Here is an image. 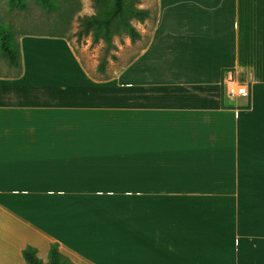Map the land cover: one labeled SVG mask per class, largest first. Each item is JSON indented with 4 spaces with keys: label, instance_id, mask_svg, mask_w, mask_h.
Segmentation results:
<instances>
[{
    "label": "crops",
    "instance_id": "obj_1",
    "mask_svg": "<svg viewBox=\"0 0 264 264\" xmlns=\"http://www.w3.org/2000/svg\"><path fill=\"white\" fill-rule=\"evenodd\" d=\"M18 44L0 264L27 244L46 264L52 243L72 264H264V0H160L146 45L101 78L64 36ZM227 70L248 97L223 94Z\"/></svg>",
    "mask_w": 264,
    "mask_h": 264
},
{
    "label": "rangeland",
    "instance_id": "obj_2",
    "mask_svg": "<svg viewBox=\"0 0 264 264\" xmlns=\"http://www.w3.org/2000/svg\"><path fill=\"white\" fill-rule=\"evenodd\" d=\"M26 1L27 6L22 9L9 5L6 0H0V22L9 30L14 40L18 42V37L23 34L64 36L82 58L88 72L101 78L121 69L146 45L160 0H132L135 7L148 11V16L143 21L130 19L140 37L132 40L129 34L120 31L111 35L110 45L100 37L94 40L91 29L80 31V19L97 12L96 0H57V5L52 8L35 0ZM16 71L18 68L9 64L0 52V74Z\"/></svg>",
    "mask_w": 264,
    "mask_h": 264
},
{
    "label": "trees",
    "instance_id": "obj_3",
    "mask_svg": "<svg viewBox=\"0 0 264 264\" xmlns=\"http://www.w3.org/2000/svg\"><path fill=\"white\" fill-rule=\"evenodd\" d=\"M11 6L25 9L26 0H6ZM39 4L52 8L57 5V0H35ZM98 10L95 14L83 16L80 20L81 30H92L94 40L103 38L107 45L111 44V35L124 31L132 40L140 37L139 32L131 24L130 19L136 18L143 21L148 16V11L135 7L132 0H96ZM0 52L8 61L20 70L21 58L19 44L0 22ZM101 69V64L99 65ZM92 75V74H91ZM93 76V75H92ZM94 77V76H93ZM22 256L26 264H43L36 255V249L27 244L22 249ZM46 264H72L57 248L55 243L50 245L48 261Z\"/></svg>",
    "mask_w": 264,
    "mask_h": 264
},
{
    "label": "built area",
    "instance_id": "obj_4",
    "mask_svg": "<svg viewBox=\"0 0 264 264\" xmlns=\"http://www.w3.org/2000/svg\"><path fill=\"white\" fill-rule=\"evenodd\" d=\"M221 90L227 97H248L249 85L238 81L233 72L224 71L221 77Z\"/></svg>",
    "mask_w": 264,
    "mask_h": 264
},
{
    "label": "bare ground",
    "instance_id": "obj_5",
    "mask_svg": "<svg viewBox=\"0 0 264 264\" xmlns=\"http://www.w3.org/2000/svg\"><path fill=\"white\" fill-rule=\"evenodd\" d=\"M139 75V74H138ZM159 176V175H158ZM157 176V177H158ZM117 177V176H116ZM117 179H119V177H117ZM253 180H255V179H253ZM223 182V181H222ZM255 182V181H254ZM253 186V185H252ZM254 187V186H253ZM254 191H255V189H254ZM252 193V192H251ZM254 193H252V195H253ZM237 223V222H236Z\"/></svg>",
    "mask_w": 264,
    "mask_h": 264
}]
</instances>
